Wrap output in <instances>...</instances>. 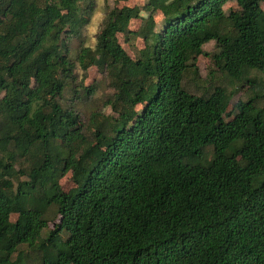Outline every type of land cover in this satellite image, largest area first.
I'll use <instances>...</instances> for the list:
<instances>
[{"label":"trees","instance_id":"obj_1","mask_svg":"<svg viewBox=\"0 0 264 264\" xmlns=\"http://www.w3.org/2000/svg\"><path fill=\"white\" fill-rule=\"evenodd\" d=\"M96 2L0 0V264H264V0L113 6L72 53ZM78 65L113 115L68 103Z\"/></svg>","mask_w":264,"mask_h":264},{"label":"rangeland","instance_id":"obj_2","mask_svg":"<svg viewBox=\"0 0 264 264\" xmlns=\"http://www.w3.org/2000/svg\"><path fill=\"white\" fill-rule=\"evenodd\" d=\"M147 0H97L96 7L93 15L91 16L89 23L83 30V34L81 38L79 37H71L70 38V49L72 53L75 52L78 47L82 44L92 45L96 39V33L102 21V18L106 11H108L113 6H123V5H144ZM228 7H233L234 9H238L234 2H229L226 5V9ZM262 7L264 8V2H262ZM156 20L160 21L162 18V14L157 12L155 14ZM141 24L140 19H135L131 21L130 27L134 30H137ZM123 46L125 49L134 56L133 48L129 45L128 42L121 38ZM135 46L138 48L144 47V40L141 37H138L135 41ZM205 50L208 52H213L215 50V42H210L205 45ZM76 60V59H74ZM199 72L202 78H205L210 71V68H214V63L212 57L208 55H202L198 59ZM217 76V75H216ZM218 78L223 80L224 83H227V79L223 75H218ZM219 82V81H218ZM197 82H190V85H195ZM201 85V83H200ZM95 87V94L83 95L87 87ZM229 89H235V87L229 86ZM113 93V88L109 84V80L107 79V74L105 72H100L98 67L92 66L86 72H83L78 65L76 70V76L74 78V82L72 83V88L69 89L65 97L68 100L70 105H74L79 111L82 120L86 121L92 112H103L105 116L113 115L114 112L110 107H105V103L107 102L109 96ZM247 95L243 92H237L232 98V104L229 108L233 106V103L239 100H245ZM231 113V109L229 112ZM229 116V115H227ZM61 185L63 189L66 191L74 186V183L71 178V174L68 173L61 178ZM17 215L14 214L11 216L12 220H15ZM49 227L54 228V223H50Z\"/></svg>","mask_w":264,"mask_h":264}]
</instances>
